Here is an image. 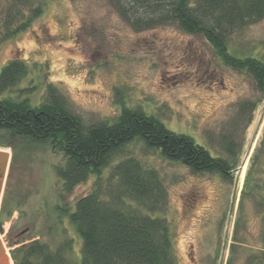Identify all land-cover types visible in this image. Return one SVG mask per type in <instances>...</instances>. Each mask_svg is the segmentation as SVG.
Segmentation results:
<instances>
[{"label": "rangeland", "instance_id": "rangeland-1", "mask_svg": "<svg viewBox=\"0 0 264 264\" xmlns=\"http://www.w3.org/2000/svg\"><path fill=\"white\" fill-rule=\"evenodd\" d=\"M45 1L42 15L0 46V70L13 58L28 65L18 88L31 89L20 97L37 105L52 84L88 124L111 122L127 106L190 135L211 154L226 156L224 145L233 140L238 163L230 181L193 172L138 138L108 168L133 156L157 171L166 189L158 215L168 221L176 264H264L263 195L253 190L254 178L244 185L264 133V92L253 77L223 63L202 35L176 24L135 31L110 0ZM227 43L231 54L264 62V18L232 32ZM8 95L16 97L15 90L0 97ZM0 148L11 156L0 194V240L9 264H15L12 249L38 238L75 264L82 240L62 210H72L91 190L94 176L66 193L55 172L65 162L58 147L0 131Z\"/></svg>", "mask_w": 264, "mask_h": 264}, {"label": "trees", "instance_id": "trees-1", "mask_svg": "<svg viewBox=\"0 0 264 264\" xmlns=\"http://www.w3.org/2000/svg\"><path fill=\"white\" fill-rule=\"evenodd\" d=\"M120 17L135 31L176 24L190 34H200L223 63L249 73L264 92V62L239 57L228 50V36L264 18V0H110ZM45 0H0V46L42 15ZM28 65L20 58L0 70V95L15 90L16 97H0V131L11 137L43 143L62 151L63 165L55 167L62 190L94 176L91 190L79 197L64 215L81 237L80 259L75 264H176L166 217L158 215L166 205V189L157 171L133 156L108 168L114 154L138 138L161 155L179 161L196 173H217L232 179L238 163L233 140L224 145L226 156L211 154L190 135L173 131L156 116L139 108L122 106L111 121L85 123L69 110L65 95L47 84L46 99L32 105L26 90L18 88ZM255 104V103H254ZM254 104L244 106L253 108ZM264 133L245 175L253 178V190L264 200ZM261 151V153H260ZM107 173H104V169ZM256 169L254 174L251 170ZM256 191V190H255ZM246 192L243 187L242 195ZM68 243H71L69 241ZM61 248L52 249L38 239L22 242L11 250L15 264H71Z\"/></svg>", "mask_w": 264, "mask_h": 264}, {"label": "water", "instance_id": "water-1", "mask_svg": "<svg viewBox=\"0 0 264 264\" xmlns=\"http://www.w3.org/2000/svg\"><path fill=\"white\" fill-rule=\"evenodd\" d=\"M11 156L10 153L0 148V194L3 191V187L5 184V179L8 174L9 164H10ZM7 260V256L5 254V248L2 245V241L0 240V264Z\"/></svg>", "mask_w": 264, "mask_h": 264}, {"label": "bare ground", "instance_id": "bare-ground-1", "mask_svg": "<svg viewBox=\"0 0 264 264\" xmlns=\"http://www.w3.org/2000/svg\"><path fill=\"white\" fill-rule=\"evenodd\" d=\"M8 151V150H7ZM244 168H245V166H244V164L242 165V167H241V176H242V173H243V171H244ZM11 264V263H10Z\"/></svg>", "mask_w": 264, "mask_h": 264}, {"label": "flooded vegetation", "instance_id": "flooded-vegetation-1", "mask_svg": "<svg viewBox=\"0 0 264 264\" xmlns=\"http://www.w3.org/2000/svg\"><path fill=\"white\" fill-rule=\"evenodd\" d=\"M2 264H9V261L8 260H6L5 262H3Z\"/></svg>", "mask_w": 264, "mask_h": 264}]
</instances>
